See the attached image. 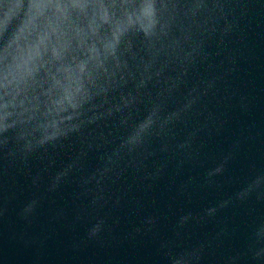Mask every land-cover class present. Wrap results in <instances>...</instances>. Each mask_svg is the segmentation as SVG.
I'll list each match as a JSON object with an SVG mask.
<instances>
[{"label":"water","instance_id":"1","mask_svg":"<svg viewBox=\"0 0 264 264\" xmlns=\"http://www.w3.org/2000/svg\"><path fill=\"white\" fill-rule=\"evenodd\" d=\"M42 2L0 0V62L27 42L21 70L53 59L50 33L34 40L25 27ZM133 44L126 82L95 100L94 122L27 154L0 149V264H169L182 249L200 251L199 264H262L264 0H209L190 38L148 71L143 38ZM156 106L144 144L113 156Z\"/></svg>","mask_w":264,"mask_h":264},{"label":"clouds","instance_id":"2","mask_svg":"<svg viewBox=\"0 0 264 264\" xmlns=\"http://www.w3.org/2000/svg\"><path fill=\"white\" fill-rule=\"evenodd\" d=\"M208 4L209 0H45L33 3L35 14L25 27L30 29L29 35L35 32L34 40L43 33H50L56 49L53 59L37 68L21 70L18 63L30 42L20 45L11 60L5 58L0 62V149L15 142L17 147L9 154H27L34 148L80 132L86 123L98 118L86 115L96 107L95 100L106 97L110 89L126 82L128 57H137L133 38H143L148 59L145 62L141 56L140 60L148 71L162 57L175 53L182 38H190L191 28L197 25L200 13ZM191 55L189 52L188 56ZM161 71L162 68L157 75ZM134 100L135 97L124 98V106L128 107ZM178 117V112L170 114L161 128ZM158 119L159 106H156L121 142L113 156L118 157L121 149L132 152L143 145ZM113 156L107 158L108 166L92 179L99 182L111 171L115 163ZM258 180L260 176L252 178V182ZM104 224L103 219L99 220L91 234H97ZM239 255L230 257L226 264H235ZM168 256L169 264H199L202 259L197 249L169 251ZM252 259L262 260V257L253 254Z\"/></svg>","mask_w":264,"mask_h":264}]
</instances>
